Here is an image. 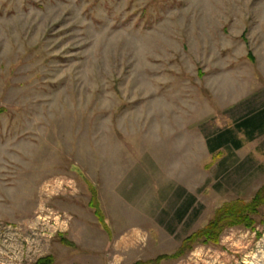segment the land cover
Segmentation results:
<instances>
[{
    "label": "rangeland",
    "instance_id": "obj_1",
    "mask_svg": "<svg viewBox=\"0 0 264 264\" xmlns=\"http://www.w3.org/2000/svg\"><path fill=\"white\" fill-rule=\"evenodd\" d=\"M262 108L264 0H0V264H264V204L196 238L264 184V134L207 146Z\"/></svg>",
    "mask_w": 264,
    "mask_h": 264
},
{
    "label": "trees",
    "instance_id": "obj_2",
    "mask_svg": "<svg viewBox=\"0 0 264 264\" xmlns=\"http://www.w3.org/2000/svg\"><path fill=\"white\" fill-rule=\"evenodd\" d=\"M2 110H0V113ZM239 134L244 135V139ZM264 134V108L257 113L242 117L237 120L232 127H226L220 129L212 137H208L207 146L210 153L221 151L222 149H234L238 150L244 146L245 141H253L259 135ZM264 204V184L256 192L252 200L246 204L242 201H238L233 204H228L218 209L215 217L209 222V224L195 237L199 240L201 237L204 239L218 241L220 232L225 227L235 224H246L251 226L253 218L249 217V214L258 213L259 208ZM98 216L101 222L104 223L101 212L98 211ZM192 238H188L185 242H191ZM183 248V247H182ZM184 251L183 249L181 252ZM50 262L51 260L48 259ZM136 264H140L139 262Z\"/></svg>",
    "mask_w": 264,
    "mask_h": 264
}]
</instances>
